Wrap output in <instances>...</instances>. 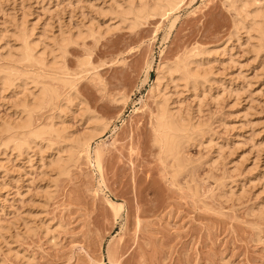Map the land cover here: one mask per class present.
<instances>
[{"label":"rangeland","instance_id":"374dc122","mask_svg":"<svg viewBox=\"0 0 264 264\" xmlns=\"http://www.w3.org/2000/svg\"><path fill=\"white\" fill-rule=\"evenodd\" d=\"M125 1L0 0V75L13 73L0 82V128L23 118L20 101L39 82L56 94L31 110L34 128L74 139L91 117L108 122L63 174L50 163L68 156L70 137L0 132V264H264V35H235L231 0H180L133 26L120 16ZM22 25L36 42L33 67L17 61ZM60 33L74 39L64 52ZM190 52L206 78L188 84L178 70L159 83L173 113L203 126L178 172L154 141L153 88L159 67ZM52 74L76 79L73 90Z\"/></svg>","mask_w":264,"mask_h":264},{"label":"bare ground","instance_id":"6f19581e","mask_svg":"<svg viewBox=\"0 0 264 264\" xmlns=\"http://www.w3.org/2000/svg\"><path fill=\"white\" fill-rule=\"evenodd\" d=\"M127 1V0H126ZM125 1V2H126ZM141 1L142 0H138L137 2H139L140 4H141ZM248 1H251V2H248L247 3V1L246 0H231V2H230V7L234 10V12H236V16H238L237 18H238V22H235V24H236V26H235V35H236V32H237V30L238 29H241V28H244V30L246 31L245 33L248 35V37L249 38H251V36H253V32L255 33L254 35H258L259 34V36L260 37H256V40H257V38H258V40L257 41H261V39H263V38H261L263 35H264V13L262 12V11H260L259 10V8H257L256 9V6H255V9L254 8H251V9H254V10H249V8L251 7V5L250 4H252L254 1L253 0H248ZM253 1V2H252ZM124 2V3H125ZM137 2L135 3V0H128V2H127V7L125 8L124 7V9H123V11H121L122 13H123V15H120V16H122L123 18L125 17V16H127V15H132L133 16V18H132V20H131V23L129 24V25H134V24H136L137 23V20H139L140 19V17L142 16V15H144L145 16V13H146V16H147V14L148 13H150L151 15L153 14H159V15H168V12L171 10V9H173V6H178V5H176L177 3H179L180 2V0H153V4H147V3H143V4H141L140 6H137ZM146 2V1H145ZM237 2V3H236ZM250 3V4H249ZM126 4V3H125ZM238 4V5H237ZM248 4L250 5V7L248 6ZM254 4V3H253ZM115 6L117 7H119V8H121L123 5L121 4L120 5V3H117V5H116V3H115ZM175 7H174V9H175ZM123 8V7H122ZM122 8H121V10H122ZM113 9V8H112ZM173 9V10H174ZM103 11V10H102ZM119 11V10H118ZM118 11H117V13H118ZM107 12V11H106ZM119 13H120V11H119ZM121 14V13H120ZM149 15V14H148ZM151 15H149V16H151ZM143 17V16H142ZM127 18V17H126ZM125 18V19H126ZM236 18V19H237ZM24 19V18H23ZM130 19H131V17H130ZM142 19V18H141ZM124 21V20H123ZM140 21V20H139ZM235 21V20H234ZM21 22H22V20H21ZM130 22V21H129ZM24 23V22H23ZM23 23H21V24H23ZM27 23V22H26ZM20 24V25H21ZM128 25V26H129ZM23 26V25H22ZM21 27V26H20ZM18 28L19 30H17L16 32L17 33H15V37H16V39H18V41H20V43H19V47L17 46L16 48H18L17 49V51H15V52H17V55L19 56H17V61L18 62H20V61H24L23 63L25 64L26 62L29 64V66H31V67H33V65H35L36 64V59L38 58H36V53L34 52L35 51V45H36V42H35V44H33L32 45V43H30L29 41H28V39H27V35H26V33L27 32H25V31H27V30H25V27L23 26L22 28ZM131 27V26H130ZM243 30V29H242ZM60 32V31H59ZM68 33V32H67ZM82 33V32H81ZM233 33H234V31H233ZM258 33V34H257ZM30 34V33H29ZM28 34V35H29ZM61 35V37H59V40H58V42H56V44H58V48H56L57 50L59 49H61V51L62 52H64V51H66L65 50V46L68 44V42L70 41V37L69 36H63V34L64 33H60ZM66 35H68V34H66ZM78 35H79V37H80V32L78 31V33H76V37H78ZM83 35V34H82ZM81 35V36H82ZM13 37V36H12ZM238 37V36H237ZM264 37V36H263ZM54 38V37H53ZM253 38V37H252ZM260 38V39H259ZM77 39V38H76ZM237 39V38H236ZM40 40V39H39ZM50 40V39H49ZM71 40H73L74 41V39H71ZM254 40V39H253ZM17 41V42H18ZM37 41V40H36ZM52 41H53V39H52ZM55 41V40H54ZM259 41V42H260ZM37 42H39V41H37ZM228 42V41H227ZM258 42V43H259ZM34 43V42H33ZM73 43V42H72ZM45 44V43H44ZM38 45V44H37ZM47 44H45V46H46ZM44 46V47H45ZM50 46V45H49ZM54 47V46H53ZM52 47V48H53ZM68 47V46H67ZM66 47V48H67ZM51 47H49V53H51V55H52V53L54 52L53 51V49H52ZM222 48V47H221ZM257 49H258V47H257ZM42 51H43V49H41ZM48 50V49H47ZM58 50V51H59ZM217 50V49H216ZM44 51H45V49H44ZM44 51L43 52H41L42 54L44 53ZM61 52V53H62ZM196 52H198V51H196ZM10 53V52H9ZM35 53V54H34ZM37 53H40V52H37ZM40 53V54H41ZM55 53V52H54ZM60 53V52H59ZM61 53H60V55H61ZM191 53V52H190ZM194 53V52H193ZM200 54V53H199ZM198 54V55H199ZM44 55V54H43ZM64 55V54H63ZM191 55H192V53H191ZM196 56H197V54H195ZM37 56H39V54L37 55ZM57 56L58 55H54L53 54V57H52V59L49 61L50 62V64H52L51 66L53 67L54 65H55V67L57 68V67H59V66H56V65H58L57 63H58V60L57 59H59V57L57 58ZM194 55H192V57H193ZM196 56H194L195 57V59H196ZM11 57V56H10ZM9 57V58H10ZM40 57V56H39ZM62 57V56H61ZM190 56L188 55V58L187 57H184V60H185V58L188 60V61H190V60H192L191 62H187V65L184 63V60L183 61H180V63L182 62V64H181V66L183 67V69H182V67L180 66L179 67V65L180 64H176V62H179V60L178 61H175V62H173L175 65H172L171 63H170V65L167 63H165L164 65H160L161 67H159V72H158V74L156 75V82L154 83L155 85H154V88H153V94H155V98H156V100L154 101L155 102V105H156V107H155V115L153 114V116H154V120H155V122H154V134H155V136H154V138H155V140L154 141H156V144L161 148V153H162V150H163V152H164V157L166 158V157H172L173 158V160H174V162H175V166L177 167V170H178V172H180L185 166H187L188 164V159L189 158H187L186 156L187 155H185V153L183 152V149H184V147H186V145H187V143L189 142V141H192L197 135H199V136H201L202 137V135H201V133H202V131H203V126L200 124V123H195V122H193L192 121V119L193 118H191V116H190V114L188 115H186V116H182L181 115V113L180 114H176L175 112L173 113V111L168 107V104H167V102H166V100H165V96L160 92V88H159V83L161 82L160 80H161V78L164 76V73L165 74H168V76H170V79H171V77H172V74H173V72H178V70H181L180 71V73H182V74H179V77L178 76H175L174 78H178L177 80H184L186 83H190V82H192L193 83V85H194V82H196V80H197V78L199 79V78H201V77H205V75H207L206 73L207 72H205V70H203V71H201L200 70V66L198 67L196 64H198V63H196V61L198 60V59H196V61H193V60H195L194 59V57H193V59H192V57L191 58H189ZM41 58V57H40ZM198 58V57H197ZM14 59V58H13ZM44 59V58H43ZM181 59H183V58H181ZM180 59V60H181ZM10 60V59H9ZM40 60H42V59H39V62H40ZM186 61V60H185ZM16 62V61H15ZM17 62V63H18ZM35 62V63H34ZM38 62V63H39ZM42 62V61H41ZM60 62H62V60L60 61ZM26 63V64H27ZM34 63V64H33ZM37 63V64H38ZM193 63V65H194V67H192L191 66V64ZM201 63V62H200ZM41 64V63H40ZM15 66V65H14ZM27 66V65H26ZM29 66H27V67H29ZM84 66V65H83ZM60 67H62V66H60ZM80 67H81V65H80ZM36 68V67H35ZM61 69V68H60ZM59 68H57V70H56V73H57V71H59L60 70ZM202 69V68H201ZM52 70H54L55 71V69H52ZM62 70H63V68H62ZM209 70V69H208ZM18 71V70H17ZM53 71V73H55ZM63 71H65V70H63ZM82 71V70H81ZM164 71V72H163ZM27 72V71H26ZM83 72V71H82ZM37 73V72H36ZM55 73V74H56ZM60 73L61 74H63L62 73V71H60ZM65 73V72H64ZM179 73V72H178ZM3 74V73H2ZM40 74V73H39ZM61 74H60V76H58L57 77V75H59V73L55 76L54 74H52L51 75V78L52 79H54V80H58V81H61L62 83H65V84H67V87L69 86L70 88H71V90H73L72 89V86L74 85V82H75V80L76 79H69V78H66L65 76H61ZM205 74V75H204ZM7 75H8V73H7ZM7 75H4V77H3V75L1 76L0 75V82L3 84V85H5L8 81H9V77L10 76H12L13 75V73L12 74H10L9 73V75L7 76ZM34 75V74H33ZM33 75H32V77H33ZM36 75V74H35ZM35 75H34V77H35ZM45 75V74H44ZM76 75V74H75ZM81 75V74H80ZM176 75V74H175ZM20 76V75H19ZM23 76V75H22ZM29 76V75H28ZM38 76V75H37ZM36 76V77H37ZM68 76V75H67ZM73 76V75H72ZM200 76V77H199ZM14 77V76H13ZM17 77V76H16ZM69 77V76H68ZM27 78V77H26ZM39 78H40V76H39ZM48 78V77H47ZM72 78V77H71ZM206 78V77H205ZM204 78V79H205ZM15 79V78H14ZM20 79V78H19ZM36 79H38V78H36ZM35 79V80H36ZM18 80V79H17ZM21 80V79H20ZM35 80H33L34 81V83H35ZM172 80V79H171ZM175 80V79H174ZM201 80V79H200ZM39 81V80H38ZM204 81V80H203ZM202 81V82H203ZM18 82V81H17ZM173 82H175V81H173ZM0 83V84H1ZM13 83V82H12ZM16 83V82H15ZM38 82H36L35 84H37ZM42 83V82H41ZM191 83V84H192ZM200 83V82H199ZM204 83V82H203ZM2 84H1V86H2ZM9 84V83H8ZM26 85V84H25ZM49 85V84H48ZM7 86V85H6ZM28 86V85H27ZM34 86V85H33ZM37 86H40L39 88H37V92L35 93L34 92V94L31 92V89L29 90L30 92H31V94L30 95H32L31 96V98L30 99H28L27 97H24L23 99H21V103L19 104L20 106H21V108H22V112L23 113H25L24 114V116H23V118L20 120L19 119V122H14L13 121V124H11V123H2L1 125V128H0V132L2 131V132H5L6 134H7V137L10 135H13V136H11V137H18L17 135H20L21 137L20 138H22V136H24L26 139L27 138H29V140L31 139V140H34V139H39V137L41 136V134L42 133H52L53 134V136L55 135V141H56V139L58 140H61V141H64V143L66 142V141H68V142H70V139H71V141L72 142H70V144L71 143H73L71 146H70V149L68 150H66V151H68V152H66V153H68V156L66 157V158H62L61 157V155L59 154L58 155V152H57V156H56V158H53L54 160H52L51 161V163H50V161H49V163L51 164V166H53L54 167V169L55 170H57V172H59L58 174H60L62 171H64V169H65V167L68 165V163H69V161L71 162V161H73V159H75V158H78V156H79V153L80 152H84V151H82L83 150V147L84 146H86L95 136H97L99 133H101V132H103V130L106 128V126H107V124H108V122L107 121H105L104 119H102V118H98V117H96V118H94V119H92V117H91V119L88 117L87 119H90L89 120V127L88 128H86V130L82 133V134H80V136L78 137L77 136V138H75L74 137V139H72L70 136V139H69V137H68V133L67 132H65L62 128V130L60 129V127H58V126H56V127H54L53 128V126H55V125H53L52 123V125H50L49 127H48V125H46L48 128H46V126H45V128H46V130H44V128H42V129H38V128H40V127H36V128H34L32 125H31V121H30V119L32 118V116H31V118H30V112H31V110L33 109V108H35V107H37V106H40L41 104H43V102L45 101V102H47L48 101V98H47V96H51V94L55 91V90H50L48 87H46V86H44V83L43 84H41L40 85V82H39V85L37 84ZM51 86V85H50ZM76 86V85H75ZM2 87H4V86H2ZM26 87V86H25ZM193 87V86H192ZM24 88V87H23ZM34 88V87H33ZM26 89V88H25ZM35 89V88H34ZM33 89V90H34ZM162 89V88H161ZM55 94H56V92H54ZM21 95H22V92H21ZM26 95V94H25ZM57 95H58V93H57ZM57 95H55V98H57L56 96ZM74 95V94H73ZM165 97H163V96ZM54 96V95H53ZM52 96V97H53ZM19 98V97H18ZM45 98H47V100H45ZM120 98V97H119ZM122 98V97H121ZM51 99V98H50ZM71 99V98H70ZM51 100H53V99H51ZM119 101H120V99H119ZM121 101H122V99H121ZM52 103H53V101H51ZM49 103V102H48ZM57 103V102H56ZM15 106V105H14ZM44 106V105H43ZM60 107V106H59ZM21 108H20V110H21ZM18 112V111H17ZM61 113V112H60ZM179 113V112H178ZM90 116H92V115H90ZM54 118V117H53ZM194 120V119H193ZM18 121V120H17ZM87 122H88V120H87ZM62 126V125H61ZM65 128V127H64ZM5 133H4V135H5ZM49 134V135H50ZM52 134H51V136H52ZM203 134H204V132H203ZM43 135V134H42ZM48 135V134H47ZM6 137V136H5ZM15 137V138H16ZM8 138H10V137H8ZM15 138H13V139H15ZM24 138V139H25ZM41 138V137H40ZM23 139V138H22ZM23 139V140H24ZM50 139V138H49ZM12 140V139H11ZM10 139L8 140V142H10L11 141ZM28 140V141H29ZM27 141V142H28ZM46 141V140H45ZM54 141V140H53ZM153 141V142H154ZM8 142H6V144L8 143ZM26 141L23 143V144H25V143H27ZM19 143V142H18ZM17 143V145H19ZM67 143V142H66ZM190 143V142H189ZM33 144V143H32ZM58 144V143H57ZM69 144V145H70ZM65 145V144H64ZM68 145V146H69ZM21 146V149H22V145H20ZM7 147V146H6ZM158 147V148H159ZM69 148V147H68ZM20 149V148H19ZM63 149V148H62ZM65 149V148H64ZM63 149V150H64ZM20 151V150H19ZM22 153V152H21ZM64 153V152H63ZM160 153V154H161ZM75 157V158H74ZM164 158V159H165ZM167 158V159H168ZM162 159V158H161ZM51 160V159H50ZM78 160V159H77ZM166 160V159H165ZM76 161V160H75ZM163 161V160H162ZM191 162V161H190ZM190 164V163H189ZM173 165V166H174ZM44 167V166H43ZM68 167V166H67ZM188 168V167H187ZM171 169H172V167H171ZM173 170V169H172ZM183 171H184V169H183ZM65 173H66V169H65V171H64ZM63 172V173H64ZM175 172H176V170H175ZM63 173H61V174H63ZM175 174V173H174ZM173 174V175H174ZM179 174V173H178ZM172 175V176H173ZM178 176V175H177ZM175 177V176H174ZM45 191V190H44ZM49 193V192H48ZM114 206V205H113ZM120 205H118V206H114V211H116V212H118L119 211V209H120ZM26 225V224H25Z\"/></svg>","mask_w":264,"mask_h":264}]
</instances>
